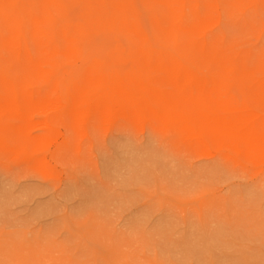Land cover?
<instances>
[{
  "label": "bare ground",
  "instance_id": "bare-ground-1",
  "mask_svg": "<svg viewBox=\"0 0 264 264\" xmlns=\"http://www.w3.org/2000/svg\"><path fill=\"white\" fill-rule=\"evenodd\" d=\"M236 15L264 18V0H0V164L50 179L119 124L264 176V58L210 34ZM104 33L130 46L87 52Z\"/></svg>",
  "mask_w": 264,
  "mask_h": 264
},
{
  "label": "rangeland",
  "instance_id": "rangeland-1",
  "mask_svg": "<svg viewBox=\"0 0 264 264\" xmlns=\"http://www.w3.org/2000/svg\"><path fill=\"white\" fill-rule=\"evenodd\" d=\"M259 18L210 34L264 58ZM113 44L130 46L104 33L86 51L109 56ZM75 146L47 180L22 160L0 164V264H264V176L223 166L196 140L119 124Z\"/></svg>",
  "mask_w": 264,
  "mask_h": 264
}]
</instances>
